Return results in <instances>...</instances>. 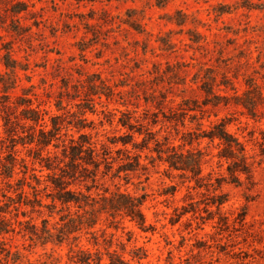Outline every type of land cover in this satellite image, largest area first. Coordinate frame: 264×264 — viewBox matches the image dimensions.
<instances>
[{"label":"clouds","instance_id":"9594fccd","mask_svg":"<svg viewBox=\"0 0 264 264\" xmlns=\"http://www.w3.org/2000/svg\"><path fill=\"white\" fill-rule=\"evenodd\" d=\"M6 12L0 0V264H78L83 251L141 264L136 229L156 231L157 264H264V0ZM229 33L240 43L222 55Z\"/></svg>","mask_w":264,"mask_h":264},{"label":"rangeland","instance_id":"374dc122","mask_svg":"<svg viewBox=\"0 0 264 264\" xmlns=\"http://www.w3.org/2000/svg\"><path fill=\"white\" fill-rule=\"evenodd\" d=\"M30 3H31V0H5V6L7 7V12L5 13V18L6 19L10 18L13 21L16 20L17 18H19L20 20H23L25 13L29 10V4ZM13 27H15V25H13ZM228 35H229V39H228V41L225 42L226 43V49L222 55H227L228 52H230L233 49L232 40L236 39V38H234L231 35V33H229ZM195 39H196L195 37H192L190 39L187 36H185L184 43H194ZM68 41H69V43L72 42L70 36L68 37ZM161 42H165V38H161ZM150 43H154V41L150 42ZM239 43H240V40L236 39V44L239 45ZM62 47H64L63 44H62ZM60 50L61 49L58 48L55 52L50 51L48 54L49 60H52V59H55L56 57H58L60 55ZM64 50L66 52L72 51V49L67 48V47H64ZM78 50L79 49H76V51H78ZM141 51H143V49H141ZM190 54H191V48H189L187 53H184V60L180 61V63L186 64V63L190 62ZM68 58L71 59L70 56ZM241 59H243V54H241ZM210 61H211V63L215 64L219 61V57H216V56L211 57ZM39 70H42V69H39ZM184 70L189 71V72L192 71L189 68H185ZM208 71L211 72V69H208ZM61 83H63V81H61ZM245 83H248V81H245ZM202 87H204V86L202 85ZM19 102H24V104L27 103L29 105L32 104L31 100L25 101V99H23L22 97H17V103L19 104ZM20 107L23 108L24 105H22V106L20 105ZM33 109H35V108H33ZM21 114H22V111H21ZM7 158L8 157H6V159ZM70 187L72 188L71 185H70ZM175 191H176L175 186H172V194H174ZM165 195L167 196V195H169V193L165 192ZM143 198H144V204L147 205L149 203L147 197L145 196ZM17 199L19 200L20 198L17 197ZM143 213L145 216V221L147 222V220L151 218V210L146 208L145 212H143ZM187 214L188 213H186V215ZM20 215L23 216L24 213L22 212ZM246 219H247V217H246ZM182 220H183V217H180V218L176 219L175 223H173L172 219L170 218L168 221V226L170 228H176L181 223ZM149 227L155 228L156 226L149 225ZM135 231L138 233L137 243L143 245L148 250V252L145 255V258L141 262V264H157L155 256L159 254V248H157V246H156V236H157L156 231L146 232V231H142L140 229H136ZM145 236H151L152 239L148 243H145V241L143 240V237H145ZM126 239L131 241L133 239V237L131 235H128V236H126ZM153 249H155V252H153ZM105 258L107 259V257L102 258V261L100 264H104ZM160 264H163V261H161ZM174 264H178V261L174 262Z\"/></svg>","mask_w":264,"mask_h":264},{"label":"trees","instance_id":"16d2710c","mask_svg":"<svg viewBox=\"0 0 264 264\" xmlns=\"http://www.w3.org/2000/svg\"><path fill=\"white\" fill-rule=\"evenodd\" d=\"M195 41V40H194ZM19 105H25L24 102H19ZM23 109V108H22ZM25 119H28L30 117H34L36 115V110L35 109H31V111H22V114H21ZM123 126V125H122ZM41 133H43V129H40L39 130ZM219 135L220 136H224L225 133L222 131V130H219ZM69 152L71 153L72 152V149H69ZM7 160H9V162H11L12 160V157L9 156L7 158ZM48 165H45V168H47ZM4 172L5 174H8L9 172V169L5 168L4 169ZM59 179V177H54L50 180V184L53 186V187H59V184L56 183V181ZM69 190H71V187L69 185ZM19 197V196H18ZM20 198V197H19ZM57 201L60 200V196L58 195L57 197ZM143 201H144V198L142 197ZM64 202L65 203H69V204H72V203H75V200H73L71 197L67 196V194H65V199H64ZM141 215L145 218L144 216V213H141ZM146 222V221H145ZM41 223H44L43 221H41ZM142 231H144L143 229H140ZM90 256H91V253L88 252V251H83L81 252L79 255H78V264H89V260H90ZM107 257V261H108V264H128L127 261H124L121 259V256L118 255V254H115V253H112V254H109L106 256ZM102 258L103 257H100L99 255H97L96 257V260H97V264H100L101 261H102Z\"/></svg>","mask_w":264,"mask_h":264}]
</instances>
